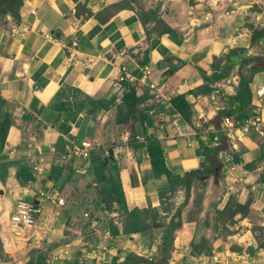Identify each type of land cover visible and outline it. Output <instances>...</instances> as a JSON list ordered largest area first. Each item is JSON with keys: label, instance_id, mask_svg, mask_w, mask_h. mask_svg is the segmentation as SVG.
I'll return each mask as SVG.
<instances>
[{"label": "crops", "instance_id": "obj_1", "mask_svg": "<svg viewBox=\"0 0 264 264\" xmlns=\"http://www.w3.org/2000/svg\"><path fill=\"white\" fill-rule=\"evenodd\" d=\"M251 10L247 0H0V123L9 124L0 147L6 168L0 178V238L8 264H110L138 256L135 245L145 239L107 230V221L117 223L116 209L108 213L110 219H101L102 236L85 234L77 225L89 230L83 220L87 211L77 212L87 206L88 160L60 155L79 141H92L93 152L104 159L112 156L116 173L111 175L121 184L129 210L154 208L168 223L172 214L164 202L178 201L180 242L171 258L177 264L189 256L196 230L209 226L230 200L249 203V213L264 210V103L257 109L253 97L264 88L259 83L264 72L251 77L246 111V119L257 111L260 130H250L233 146L220 133L225 118L220 114L230 109L240 74L249 76L250 65L241 68L239 57L262 59L255 49L264 50V38L252 43L251 36L263 28L253 22ZM233 50L239 55L230 56ZM124 85L135 88L140 112L151 125L138 115L116 122ZM177 96L189 105V122L171 104ZM148 138L161 142L172 174L181 177L206 166L207 175L189 190L172 187L164 175L154 178ZM203 147L217 155L206 161ZM230 153L227 169L222 156ZM52 168L61 171V186L51 180ZM22 170L30 180L18 179ZM52 192L64 199L59 211L46 199ZM198 193L201 205L192 218ZM19 199L42 210L28 245H16L6 229Z\"/></svg>", "mask_w": 264, "mask_h": 264}, {"label": "trees", "instance_id": "obj_2", "mask_svg": "<svg viewBox=\"0 0 264 264\" xmlns=\"http://www.w3.org/2000/svg\"><path fill=\"white\" fill-rule=\"evenodd\" d=\"M121 4V3H120ZM120 4L115 5L114 12L120 10ZM18 7V6H17ZM17 17V14H14ZM264 37L263 29H253L252 30V43L260 41ZM238 56L237 50H233L230 53V56ZM241 68L243 66L248 67L249 76H239V85L236 94L230 97V109L228 111L221 112L220 115L225 117L233 116L234 120L237 122H243L247 117V106L251 101V90L250 83L252 80V75L259 72H264V58L255 59V58H242L239 57ZM216 68L215 65L212 66ZM207 79V78H206ZM124 94L122 96V105L117 108L116 122L118 124L128 123L129 119H136L138 121L146 122L147 125L151 123L146 119V116L143 115L141 110V101L136 96V90L133 87L124 85ZM173 108L181 115L184 121L189 122L191 111L189 105L185 102L182 96H177L171 100ZM63 110L64 106L61 107ZM9 128V124L5 121L0 123V147L3 146L6 138V134ZM80 142V141H79ZM78 142V143H79ZM146 151L150 159L151 171L154 178H159L164 175L170 182L172 187H177L183 185L185 190H189L190 186L194 181H200L201 178L205 177L208 173L207 167L202 166L201 169L190 171L184 173L181 177L175 174H172L164 164L163 149L162 144L156 138H148L146 141ZM211 157L217 155L216 150H208L203 147L202 156L205 157L206 161L210 160ZM112 156L107 158H102L100 153L91 152L90 158L88 159V175L91 176V182L88 183L87 191L94 190L96 196L100 197L99 201L95 202L97 207H101L102 210H111L116 207V211L119 214L118 224H120L121 229L119 230L116 226L117 223L110 221L107 226V230L112 236L118 234H123L130 236L133 234H139L141 237H144V245H148L152 240V232L158 230L161 233V244L156 252L154 258L151 261H148L142 257H139L134 254L127 255L122 262H117V259L112 260L110 264H167L170 256V251L173 248V239L174 232L181 226V206L177 208L175 214L171 217L168 223H165L158 210L154 208H133L129 210L126 206V201L124 198L122 186L119 182H116L112 173H116V168L114 166ZM235 162H239L236 158ZM60 173L59 169L52 168L50 177L51 180L57 185L60 184ZM6 175V168L4 164H0V178L4 180ZM20 181L30 180L31 177L26 173V170H22L18 175ZM60 184V185H59ZM91 184L95 185V188L89 190ZM61 189V187L59 188ZM92 203V202H91ZM103 203L104 207L101 206ZM249 213V203L239 204L230 200L222 211H217L218 216L228 214L229 217L234 218L236 215L240 217H246ZM203 239L200 240L199 244H191V252L195 255L201 254V243ZM148 243V244H147ZM149 246V245H148ZM1 247V244H0ZM29 264V263H27Z\"/></svg>", "mask_w": 264, "mask_h": 264}, {"label": "built area", "instance_id": "obj_3", "mask_svg": "<svg viewBox=\"0 0 264 264\" xmlns=\"http://www.w3.org/2000/svg\"><path fill=\"white\" fill-rule=\"evenodd\" d=\"M250 8H257V11L253 12V19L256 23L264 26V0H247ZM263 28V27H262ZM264 29V28H263ZM122 80V79H120ZM254 101L258 104L256 108L258 109L264 103V88H257L254 92ZM263 122L258 116L257 111H254L250 116L244 120L243 124H239L237 121L232 118L225 117L223 119V124L220 128V133L226 137L230 146H233L234 143H240L245 138L247 133L250 130L259 131L262 127ZM215 145L217 144V139H215ZM232 149V148H231ZM95 150V145L92 141H81L78 144L70 143L65 147V152L62 153L61 159L66 160L68 158H77L82 161L89 159L91 152ZM230 155H223L222 159L225 163L227 169H231L232 160ZM264 190V185H262ZM46 199L49 200L55 211H59L65 204L64 199L60 197L57 192H52L51 194L46 195ZM41 206L38 203H35L32 200H17L12 207V211L9 215L6 229L9 236L18 244L28 245L32 244L35 240L34 232L37 226L38 218L41 215ZM83 219L86 221L90 219L89 214L85 213ZM264 223V219H263ZM97 221L91 223V227H95ZM250 232V231H247ZM239 250L235 251L231 247H226L223 251L224 256L222 259H219L218 256L213 255L210 259H203L202 256L198 255L196 264H264V250L256 248L251 244L247 246H239ZM138 256H142L143 247L137 246ZM147 258L144 259L151 261L156 251L154 248H150ZM56 259V258H55ZM8 264V263H0Z\"/></svg>", "mask_w": 264, "mask_h": 264}, {"label": "rangeland", "instance_id": "obj_4", "mask_svg": "<svg viewBox=\"0 0 264 264\" xmlns=\"http://www.w3.org/2000/svg\"><path fill=\"white\" fill-rule=\"evenodd\" d=\"M251 11H253V12L257 11V8L254 7V8H252ZM253 22H255V21H253ZM261 27L264 28V26H261ZM255 53L258 56L260 55L262 58H264L263 48L259 49L257 47L255 49ZM261 76L263 79L260 80L259 83L264 86V73ZM71 158L77 159V158H73V157H71ZM71 158H68L66 160H69ZM89 158H90V155H89ZM84 173L87 174V179L85 180V184H88L89 182H91V176L88 175V170H86ZM83 186L85 187L86 185H83ZM93 188H95V185L91 184V187L89 190H92ZM82 194H83V192H82ZM69 195H67V197H69ZM83 196H84V194H83ZM67 197H66V199H67ZM85 197H87L86 200L89 204L86 202V200H84V205L86 203L87 206H85L84 208H78L77 207V212L79 211L78 213H80L82 209L87 211L90 219L84 221V224H87V226L89 227V230L85 227V225L84 226L80 225V223L77 225L80 227H83L82 231L85 234L89 233V235H90L91 232H93V233H96L97 236H102V235H98V234H104L103 231H104L105 226L102 227L103 224H102L101 219L102 220L110 219V216L108 215V213L111 210L116 209V207L112 208L111 210H105V211L102 210L101 207H97L93 203H94V201L95 202L99 201L100 197L96 196V193L93 190H92L91 194L90 193H88V195L85 194L84 198ZM194 199H195V201L193 202L194 206H193V210L191 213L192 218L195 217V215H196L195 213L198 210L199 206L201 205V201L199 200L200 194L199 193L195 194ZM167 201H168V198L164 202L166 204L165 208L169 211V214H172V216H173L175 214L177 208L180 206L178 204V201L175 203V205H173L172 202H170V201L167 202ZM101 206L104 207L103 203ZM262 210L263 209H261V211H251V213H248V215L246 217H244L248 220H247V222H244V223H242L240 221L242 219L241 217L240 218L239 217L231 218V217H229L228 214H224V215L219 216V217H218V215H215L214 220L211 222V224H209V226H207L206 224L201 225V227L198 230H196V232L193 234L192 238L190 239V241H191L190 247H191L192 243L199 244L200 239L203 238V242L201 243V250H203V252L201 254L195 255L191 252V249L188 250V251H190V253L193 254V256L191 257L192 254L189 253V256H186L187 259L186 260L184 259L185 261L182 264H196V260L198 259V255L202 256L203 259L206 258V260L210 259L213 255H216V256H218L219 259H222L224 256L223 251L226 247H228V248L231 247L233 250L238 251L240 249L239 246L243 247V246H247V245L251 244L252 246H255L256 248H260V249L264 250V223H263L264 217L262 219V217L259 216V214H262V215L264 214V212L262 213ZM105 213H107V215ZM116 213H117V211H116ZM118 215L119 214L117 213V216ZM180 215H181V212H180ZM75 217L77 219H80L79 216H75ZM161 218H164V217H161ZM118 220H119V218L117 217V223H118ZM95 221H97V225L92 228L90 225H91V223H94ZM110 221L111 220L107 221L106 226H108V223ZM248 223H249V227H246ZM81 224H83V223H81ZM216 225L219 226V228H216L215 227ZM179 229H180V227L174 232L173 248L169 253L170 256H169V260H168L167 264H177L171 258H172V255L174 254V251H175L174 244H176V242H178V243L180 242V240H177V232L179 231ZM247 231H250V232H247ZM151 237H152L151 243L150 244L147 243L149 246L148 245L145 246L142 243H138L137 245H135V248H137L138 245L143 247V253H142L143 258L144 257L147 258L148 252H150L151 247L154 248L155 251L157 252L158 248L161 244V238H160L161 233H160V231L154 230L152 232ZM141 238H142V242H143L144 237H141ZM9 239L13 240L10 236H9ZM13 242L16 245H20V244H18V242L14 241V240H13ZM0 244H1V247H0V263H7V262H9L8 261L9 258L6 257V255L4 253V250L2 248L1 238H0ZM136 252H137V249H136ZM178 252L181 255L182 254L184 255L185 250L179 249ZM139 257H141V256H139ZM190 257H191V259H190ZM170 262H172V263H170Z\"/></svg>", "mask_w": 264, "mask_h": 264}, {"label": "water", "instance_id": "obj_5", "mask_svg": "<svg viewBox=\"0 0 264 264\" xmlns=\"http://www.w3.org/2000/svg\"><path fill=\"white\" fill-rule=\"evenodd\" d=\"M263 33H264V29H263ZM264 38V37H263Z\"/></svg>", "mask_w": 264, "mask_h": 264}]
</instances>
